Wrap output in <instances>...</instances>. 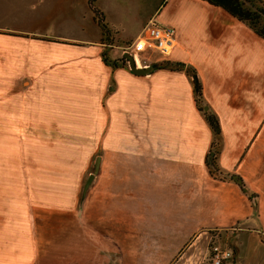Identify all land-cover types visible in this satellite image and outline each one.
<instances>
[{
  "label": "crops",
  "instance_id": "crops-1",
  "mask_svg": "<svg viewBox=\"0 0 264 264\" xmlns=\"http://www.w3.org/2000/svg\"><path fill=\"white\" fill-rule=\"evenodd\" d=\"M42 1L26 8L25 0H0V264H211L212 241L232 228L223 237L229 264H264V40L201 0H162L152 15L175 31L171 54L153 63L165 58L196 70L219 120V167L243 180L251 200L238 184L210 176L212 132L184 72L111 70L86 0H69L72 34L10 24L40 19ZM105 19L117 42L131 39ZM96 146L106 158L81 201L84 164L61 183L71 161H90ZM189 150L200 152L196 161ZM157 154L158 161H139ZM42 161L62 163L47 175ZM39 177L59 184L29 190ZM41 212L59 220L51 238ZM253 219L257 229L247 227Z\"/></svg>",
  "mask_w": 264,
  "mask_h": 264
},
{
  "label": "rangeland",
  "instance_id": "rangeland-1",
  "mask_svg": "<svg viewBox=\"0 0 264 264\" xmlns=\"http://www.w3.org/2000/svg\"><path fill=\"white\" fill-rule=\"evenodd\" d=\"M25 1H27V2L24 3L25 5H23V6H25L27 8V4H29V3H28V0H25ZM86 1L88 2V0H86ZM162 2H163L162 0H95V5L97 6V8L101 12H102V10L105 11V14L103 13L104 11L102 12L104 14V17H106L109 22L114 23V25L119 29L118 34L123 35V36L128 37V38L131 37L130 40H127L124 42H121V41L117 42L115 40L116 36H113L112 34H110V32L107 35H104L102 32L103 25L106 24V26H107L106 19H104L103 22H99L98 20H96L93 17L94 21L96 22V26L99 28V31L101 32V39L99 41L101 42V44L104 45L103 52L101 54L102 60H103V56H102L103 54H105V57H107L108 59L111 58V57L109 58V55L114 57V60L122 58L124 56V54L127 53V51H126L127 47L130 46V44L133 43L135 37L138 34H140V32H142L143 28L148 23V21L150 20V18L152 17L154 12L156 11V9L162 4ZM15 4H17V3H15ZM19 8L20 7H17V9H19ZM71 8L75 9V7L71 4V1H69V0L62 1V3L60 2L59 5H57L53 0H43L42 1V11H39V14L41 16H38V17H41L40 19H33L30 16H26V17H22V18H26V19H24L25 21L22 20L23 22H21V18H20L16 21L12 20V22L10 24L12 26H19V27H21V28L23 27L25 29H32L33 28L36 31H42V32H44V34H48V35L54 34V33H63V31H64V33H71L72 34V33H74V29L71 27L72 22L69 21L71 19V17L68 13V11H70ZM66 12H67V14H66ZM50 14H51V16H49ZM59 14H60L61 18L67 19V21H66L67 25L65 27H63L64 22L59 21L57 19ZM64 14L66 16H64ZM152 20H154L156 23L159 24V18L152 17ZM87 21H88V18L86 17V22ZM68 24H69V27L67 28ZM113 34H114V32H113ZM110 51H112V52L109 53ZM155 52L156 51L151 52V54L150 53L142 54V56L145 57V59H147V60H145L146 62L140 61V64L138 66H144L145 64H148L147 66H150V65L154 64L153 61L155 59H158V58L163 59V57L161 55H159V54H157V52L156 53ZM161 61H168V60H166L164 58V60H161ZM126 66L128 67L127 63H126ZM191 83H192V81H191ZM192 87H193V85H192ZM202 93H203V91H202ZM204 101L207 104V101L205 99H204ZM207 106H208V104H207ZM201 116H202V114H201ZM203 119L206 122L204 117H203ZM206 124H207V122H206ZM207 126H208V124H207ZM209 129L211 130L210 127H209ZM211 132H212V130H211ZM52 136L54 137V140H56V138H58L54 135H52ZM79 136L80 135H74L73 138H75V140L78 142L82 139L83 135L81 137H79ZM67 137H69V136L65 135V140H67ZM98 137H99V135H95V138L97 140V145H98ZM212 139H213V134H212ZM96 148H95V151H93V154H92L90 161H71L72 169L67 170L68 173L64 172L66 176L64 177V181L61 184H70V182H69L70 178L74 177L77 169L80 168L79 164L82 163V164H84V171H83V176L81 178L82 179L81 187L84 185L86 179L88 178V176L93 171V165H94L95 159L97 157L102 156V155L105 156L104 155L105 153L101 154V151L99 150V146L98 147L96 146ZM246 152L247 151H245V150L243 152L242 151L239 152V155H240L239 160L240 161H241V159H243ZM188 154H189V157H191L190 161H196L197 159L194 158V155L198 157L200 155V152L197 153V152H193V151L189 150ZM115 155H116V152H115ZM115 155H111L110 153H108L107 154V157L109 158L108 161H110V158H111V160L115 161V159H116ZM219 156H218V161H217L218 165H219ZM126 157L127 156L117 155L118 161L125 159ZM105 158H106V156H105ZM158 158H159L158 154H157L156 158H154V157L148 158L147 156H145V158H144L143 156H141L139 161H158ZM16 163H17V161H12V164H13L12 173L14 172L13 168L15 167ZM51 163H53L54 165L51 166ZM61 163H62V161L60 163H58V161H42L41 164L43 166L47 167L46 168L47 173H48L47 175H52L53 173H55V174L58 173V171H55L54 168H55L56 164L60 165ZM16 173H19L18 168H16ZM34 173H36V174L42 173V168H40L38 173L36 171H34ZM95 175L98 177L99 171ZM71 176H73V177H71ZM37 181L38 182H33L32 184H30L31 182H28V186H29L28 189L29 190L30 189H36L38 191L43 190L46 192L47 189H51L50 188L51 185L54 186V185L59 184V182H55V181L52 182V184L48 183V182L45 183L46 181H40V177ZM95 181L96 180H93L92 185L95 184ZM45 184L48 185L46 188H45V186H46ZM12 186H13L12 187L13 193L15 192V193L19 194L20 184L17 182H12ZM70 188H71V185H70ZM43 191L41 192V194L43 193ZM13 203H14V201H13ZM39 215H41L42 217L47 216V217H44V219L42 218L40 222L45 224L43 226L44 227V233H48V236H50L49 238H51V231L50 230L52 227V223L54 222L53 219L56 221L57 224L59 223L58 222L59 220H57V217H55L51 214L48 215L47 213L41 212V213H39ZM60 218H61V223L63 224L66 221V219L62 216H60ZM36 221H37V219H36ZM247 227H252L254 229H257V225L255 224V219H253L251 225H249ZM233 229L234 228L229 229L228 231L225 232V234L231 233V231H233ZM213 233L216 234V232H213ZM222 234H224V233L221 232L220 235H218V236L214 235L217 238H216V240H213L211 244L212 245H219L220 244L221 246H227L229 248L230 244L225 243L224 242L225 238H223V237H226L227 234L226 235L224 234L223 236H222ZM66 235H67V232L65 231V234L62 237H66ZM209 250H210V247H209Z\"/></svg>",
  "mask_w": 264,
  "mask_h": 264
},
{
  "label": "trees",
  "instance_id": "trees-1",
  "mask_svg": "<svg viewBox=\"0 0 264 264\" xmlns=\"http://www.w3.org/2000/svg\"><path fill=\"white\" fill-rule=\"evenodd\" d=\"M208 3L211 6L218 7L223 9L233 18L239 22L245 24L249 27L257 36L264 40V1L263 0H201ZM89 8L93 13V17L99 22H103L105 17L104 14L97 8L95 5V0H88ZM102 32L104 35L109 33L106 24L103 25ZM103 56L104 63L109 66L112 70H115L119 67H127L126 60L122 57L120 59L110 60ZM155 65L156 70H169V71H178L184 72L192 81L193 85V95L194 102L197 110L205 118L208 126L212 130L213 139L211 141L209 151L205 157V165L210 176L218 181H230L236 184L237 181L233 179L234 176L240 178L237 175L229 174L223 172L218 165V156L220 155L223 148V138L219 126V121L217 116L208 108L207 111H204V107L207 104L204 101L202 93V85L197 76L196 70L182 62H172V61H161ZM150 65V66H152ZM239 185V184H238ZM241 191L244 194H247L249 199L253 200L255 198L254 194L247 193L245 185H239ZM255 206V204L253 203ZM264 242V238L262 237ZM211 246V245H210Z\"/></svg>",
  "mask_w": 264,
  "mask_h": 264
},
{
  "label": "built area",
  "instance_id": "built-area-1",
  "mask_svg": "<svg viewBox=\"0 0 264 264\" xmlns=\"http://www.w3.org/2000/svg\"><path fill=\"white\" fill-rule=\"evenodd\" d=\"M175 31L169 25L158 24L150 19L143 28L142 32L134 39L133 43L127 47V54L131 55L137 64V60L144 61L142 54L156 51L159 55L169 56L174 47ZM130 51V52H129ZM155 52V53H156ZM138 66L139 68L148 67ZM211 264H229L232 260V251L227 246L212 245L209 250Z\"/></svg>",
  "mask_w": 264,
  "mask_h": 264
},
{
  "label": "water",
  "instance_id": "water-1",
  "mask_svg": "<svg viewBox=\"0 0 264 264\" xmlns=\"http://www.w3.org/2000/svg\"><path fill=\"white\" fill-rule=\"evenodd\" d=\"M123 58L127 61V64H128V67H129V70L131 73H133L134 75H137V76H146V75H149L151 73H153L155 71V65H152V66H148V67H142V68H139L137 66V64L135 63L133 57L127 53L124 54ZM208 110V106H205L204 107V111H207ZM99 167H100V157H97L95 159V162H94V165H93V171L92 173L88 176V178L86 179L83 187H82V191H81V201L83 200V198L85 197L94 177H95V174L98 173L99 171ZM233 179H235L237 181V183L239 185L241 184H244L243 180L241 178H238L236 176L233 177Z\"/></svg>",
  "mask_w": 264,
  "mask_h": 264
},
{
  "label": "flooded vegetation",
  "instance_id": "flooded-vegetation-1",
  "mask_svg": "<svg viewBox=\"0 0 264 264\" xmlns=\"http://www.w3.org/2000/svg\"><path fill=\"white\" fill-rule=\"evenodd\" d=\"M126 63H127V61H126Z\"/></svg>",
  "mask_w": 264,
  "mask_h": 264
}]
</instances>
